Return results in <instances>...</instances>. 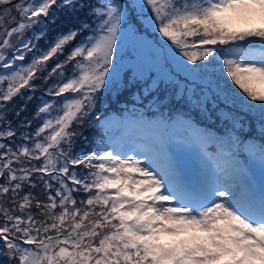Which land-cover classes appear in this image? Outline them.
Masks as SVG:
<instances>
[{
	"label": "snow or ice",
	"instance_id": "snow-or-ice-1",
	"mask_svg": "<svg viewBox=\"0 0 264 264\" xmlns=\"http://www.w3.org/2000/svg\"><path fill=\"white\" fill-rule=\"evenodd\" d=\"M140 26L175 69L132 75L138 102L226 123L196 129L194 182L163 119L136 121L151 136L134 146L86 134L120 88L121 40L152 46ZM249 116L264 137V0H0V264H264V177L255 188L236 159L258 150L264 172V141L242 139Z\"/></svg>",
	"mask_w": 264,
	"mask_h": 264
},
{
	"label": "trees",
	"instance_id": "trees-1",
	"mask_svg": "<svg viewBox=\"0 0 264 264\" xmlns=\"http://www.w3.org/2000/svg\"><path fill=\"white\" fill-rule=\"evenodd\" d=\"M140 32L143 36V40L149 42L150 45H152V43L156 46H160V43L158 42V37L151 31H145L144 28L142 26H140ZM79 39V38H78ZM138 43L140 46V49L137 51V53H135V55L132 52V47H135L133 45V43ZM143 46H145L148 51H151V48H154L153 45L149 46L148 44H144L136 39H132V38H128V39H122L121 43L115 53V68H116V79L118 81H120V88L116 89V88H110L108 91H106L104 93L105 95V99L103 101V103H101L98 106V112L100 113H105V112H109L113 109H115L113 106L115 105H120V106H124L126 105H132V106H136V108L138 110H143V106H145L144 104H141L138 102L139 98L137 99L138 96H134L131 93L133 91H135V89H130L129 90V85H128V81L130 80L131 76L134 75L138 70L142 69L141 67V63L137 62V58L142 52V48ZM128 51L126 56H129L130 58H132L133 56H135V61H132V59H128L125 60L124 62H120L119 58L122 57L121 55L125 52ZM144 55L146 56L145 52ZM163 63L165 64V66H171L172 69H175V61L173 62V64L170 63L169 59L167 57L161 58ZM130 61V62H129ZM152 66V64L150 63L149 65H147L146 67H150ZM153 75H156L155 71L153 72ZM217 75L220 79L221 85L225 88H227L228 90L231 91H236L234 89V87L229 84L223 77V75L219 72V70L217 69ZM179 79H184V74L181 72L179 73L178 76ZM34 83L39 84L40 81H34ZM117 91H120L121 94L119 97H117ZM27 94V93H25ZM40 93L37 92L36 96H39ZM117 100H119V102H117ZM137 101V103H133V101ZM125 101H127V103H125ZM16 103H20L19 99H17ZM36 103V100L34 98L32 104L29 105V115L31 114L33 107ZM146 103V102H145ZM223 107V105H221ZM153 107V111L154 113H159V114H166L168 111L173 112L174 114H180V115H187L188 117L194 118L196 120H199L201 123H203L204 125L208 126V127H214L216 126L218 129H226V123L221 121L220 119H217L215 114H213V117L211 119H208L204 114H202L198 109L195 108H189L187 106L184 105H175L169 108H165V109H160L157 108L155 106ZM160 116V115H159ZM247 122L248 123H254L256 122L255 119L252 118V116H249L247 118ZM93 129H86V134L88 135L89 139L92 140L91 138V132ZM93 141V140H92ZM77 145L80 143L79 140H77ZM2 259V258H0Z\"/></svg>",
	"mask_w": 264,
	"mask_h": 264
},
{
	"label": "rangeland",
	"instance_id": "rangeland-1",
	"mask_svg": "<svg viewBox=\"0 0 264 264\" xmlns=\"http://www.w3.org/2000/svg\"><path fill=\"white\" fill-rule=\"evenodd\" d=\"M158 42L160 43V46H156L152 43L153 47L154 48H151L150 50L151 51H148V49L143 46L142 50H141V54L136 57L138 60L137 62L141 63V67L142 69L146 68L147 65H149L150 63L153 65L155 64L157 61H160L161 63H163L162 59H164V52H168L167 48H164L162 47L163 43L162 40L158 39ZM140 49V46L139 44L137 43V46L136 48H134L133 52H137L138 50ZM157 49H159V51H157ZM144 52L146 54V56L144 55ZM128 53V51H125L119 58V61L120 62H124V59L125 60H128V59H132V61H135V56H133L132 58H130L129 56H126ZM135 55V54H134ZM130 62V61H129ZM141 118V117H140ZM140 118H137L136 121H138ZM146 120V119H144ZM148 121V120H146ZM118 121H113L112 123H110L111 126L115 125ZM147 130V133H140L139 134V138H138V143H133V146L134 145H137V144H142V143H145L151 136V130L150 129H146ZM201 131H203L202 129H200ZM196 135L197 133L195 134V138L193 137L194 140H196ZM170 149H172L173 151L175 152H179L180 156L183 154V152H188L190 151L189 149H187L186 147H183L182 145H178L176 143H173L170 145ZM165 150L169 151L168 149L165 148Z\"/></svg>",
	"mask_w": 264,
	"mask_h": 264
}]
</instances>
